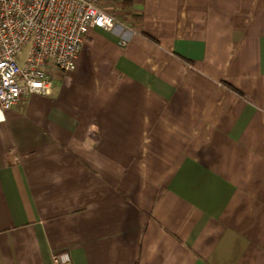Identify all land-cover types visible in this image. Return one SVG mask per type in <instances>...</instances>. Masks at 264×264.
I'll return each mask as SVG.
<instances>
[{
    "label": "crops",
    "instance_id": "1",
    "mask_svg": "<svg viewBox=\"0 0 264 264\" xmlns=\"http://www.w3.org/2000/svg\"><path fill=\"white\" fill-rule=\"evenodd\" d=\"M98 5L0 109V264H264V0Z\"/></svg>",
    "mask_w": 264,
    "mask_h": 264
},
{
    "label": "built area",
    "instance_id": "2",
    "mask_svg": "<svg viewBox=\"0 0 264 264\" xmlns=\"http://www.w3.org/2000/svg\"><path fill=\"white\" fill-rule=\"evenodd\" d=\"M99 0H0V109L21 95L48 94L52 73L71 70L89 29L111 30ZM53 264H72L67 251Z\"/></svg>",
    "mask_w": 264,
    "mask_h": 264
}]
</instances>
